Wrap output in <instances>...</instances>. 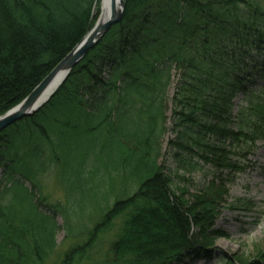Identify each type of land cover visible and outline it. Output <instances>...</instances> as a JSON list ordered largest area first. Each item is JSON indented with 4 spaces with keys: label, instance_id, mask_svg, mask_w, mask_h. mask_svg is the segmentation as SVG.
<instances>
[{
    "label": "trees",
    "instance_id": "1",
    "mask_svg": "<svg viewBox=\"0 0 264 264\" xmlns=\"http://www.w3.org/2000/svg\"><path fill=\"white\" fill-rule=\"evenodd\" d=\"M98 2L0 0V116L86 35ZM122 13L49 101L0 132V264H42L56 245L63 207L36 192L52 157L80 187L92 160L135 182L104 216L122 220L113 264H192L211 259L223 236L214 220L229 180L214 174L188 200L170 170L197 171L201 161L239 169L232 150L264 141V2L124 0ZM173 70L174 137L163 152ZM239 94L250 96L233 113ZM249 264H264V251Z\"/></svg>",
    "mask_w": 264,
    "mask_h": 264
},
{
    "label": "rangeland",
    "instance_id": "2",
    "mask_svg": "<svg viewBox=\"0 0 264 264\" xmlns=\"http://www.w3.org/2000/svg\"><path fill=\"white\" fill-rule=\"evenodd\" d=\"M98 3L92 15L93 24L100 13V0ZM127 65H122L121 72L128 68ZM175 73L173 70L167 95L165 115L168 131L162 140L163 152L168 140L174 137L170 130V99L176 82ZM249 96L239 94L233 99V113L239 106L247 103ZM46 148L45 156L49 158V147ZM232 151L234 154L230 153L229 157L234 164H239V169L218 170L214 165L205 164L201 160L197 171L175 172L169 169L173 172L170 173L173 187H179L188 200L214 174H220L225 181L229 180L226 185L228 195L214 220V229L223 236L215 240L211 259L204 257L192 264H226V260H230L231 264H239L237 259L240 256L246 257L249 264L254 261L257 250L264 251V141H257L242 152ZM54 161L56 160L52 157L46 172L36 179V192L46 197L48 202L58 201L63 207V211L55 217L59 226L55 235L56 245L42 264H61L66 251L78 247H81V251L74 256L72 264H113L110 246L119 233L122 220L117 216L104 219V216L116 201L132 196L136 189L135 182L128 177L127 172L110 171L104 167V163L96 164L92 160L82 170L83 182L80 187L78 183L73 184L71 179H67L72 175V170L62 173L57 161L55 165L52 164ZM166 165L168 168H175L171 161L167 160ZM2 170L3 168L0 169V189L6 183L2 178ZM165 171L168 173L166 168ZM26 185L30 186L29 182Z\"/></svg>",
    "mask_w": 264,
    "mask_h": 264
},
{
    "label": "water",
    "instance_id": "3",
    "mask_svg": "<svg viewBox=\"0 0 264 264\" xmlns=\"http://www.w3.org/2000/svg\"><path fill=\"white\" fill-rule=\"evenodd\" d=\"M104 0H100L98 18L84 37L68 52L57 65L17 105L0 116V132L7 125L31 116L44 105L64 82L71 70L81 61L86 52L93 48L109 28L118 23L123 15V0H105V15L102 14Z\"/></svg>",
    "mask_w": 264,
    "mask_h": 264
},
{
    "label": "bare ground",
    "instance_id": "4",
    "mask_svg": "<svg viewBox=\"0 0 264 264\" xmlns=\"http://www.w3.org/2000/svg\"><path fill=\"white\" fill-rule=\"evenodd\" d=\"M103 3H104V7H103V11H104V12H103L102 14H104V13H105V0H104V2H103ZM104 15H105V14H104Z\"/></svg>",
    "mask_w": 264,
    "mask_h": 264
}]
</instances>
